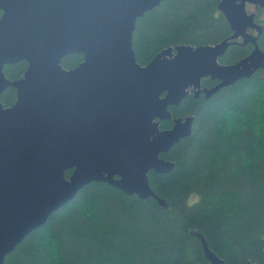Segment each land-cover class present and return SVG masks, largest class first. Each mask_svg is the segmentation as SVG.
I'll return each mask as SVG.
<instances>
[{
    "label": "water",
    "instance_id": "obj_1",
    "mask_svg": "<svg viewBox=\"0 0 264 264\" xmlns=\"http://www.w3.org/2000/svg\"><path fill=\"white\" fill-rule=\"evenodd\" d=\"M163 1L0 0V93L17 89L12 106L0 100V264L92 182L166 206L149 173L174 169L161 155L189 137L195 121L174 117L170 107L191 88L208 99L264 68L258 43L264 25L247 8L264 9V0H221L231 36L171 46L141 65L133 47L136 22ZM235 43L254 48L236 63H221ZM73 53L85 58L67 69L62 59ZM20 61L28 63L24 76L9 80L4 66ZM206 77L218 83L202 87ZM163 120L173 125L162 129ZM197 235L209 261L199 264H227Z\"/></svg>",
    "mask_w": 264,
    "mask_h": 264
},
{
    "label": "trees",
    "instance_id": "obj_2",
    "mask_svg": "<svg viewBox=\"0 0 264 264\" xmlns=\"http://www.w3.org/2000/svg\"><path fill=\"white\" fill-rule=\"evenodd\" d=\"M221 0H164L138 18L133 35L137 61L147 65L178 45L216 44L233 34ZM2 11L0 10V18ZM264 25V9L257 11ZM264 51V30L258 39ZM253 45L235 43L220 57L236 63ZM85 56L62 59L67 69ZM26 61L4 66L11 80L24 76ZM264 68L221 88L211 98L188 94L174 117L194 115L192 134L161 156L175 162L169 173L152 170L158 199L128 195L106 182L86 185L47 222L8 254L4 264H199L208 263L201 233L227 264L264 262ZM204 87L214 84L205 78ZM14 87L0 95L11 106ZM172 120L161 121L170 128ZM73 170H67L70 176ZM196 198V199H194Z\"/></svg>",
    "mask_w": 264,
    "mask_h": 264
},
{
    "label": "flooded vegetation",
    "instance_id": "obj_3",
    "mask_svg": "<svg viewBox=\"0 0 264 264\" xmlns=\"http://www.w3.org/2000/svg\"><path fill=\"white\" fill-rule=\"evenodd\" d=\"M249 4H250V5H253V4H251V3H248L247 6H248ZM258 9H259V8H257L256 11H258ZM256 20H257V19H256ZM248 31L251 32V33H253V34H255V35L257 34V31H256V30L249 29ZM238 40H239V41H242V37H239ZM249 44L253 45L252 43H249ZM247 45H248V44H247ZM253 48H254V45H253ZM262 73H263V72H262ZM6 77H7V76H6ZM7 78H8V77H7ZM206 78H210V77H206ZM8 79H9V78H8ZM204 79H205V78H204ZM211 79H212V78H211ZM9 80H11V79H9ZM11 81H14V80H11ZM212 81H214V84H213L212 86H214V85H216V84L218 83L217 80H213V79H212ZM202 82H203V79H202ZM212 86H211V87H212ZM9 87H14V86H9ZM9 87H8V88H9ZM202 87H204L203 84H202ZM8 88H6V89H8ZM14 88H15V87H14ZM6 89H5V90H6ZM5 90H3V92H4ZM15 90H16V94H17V89L15 88ZM3 92H1L0 95L3 94ZM190 93H193V89H192V88H191V90H190ZM193 94H194V93H193ZM201 95H204V94L202 93ZM201 95H200V96H201ZM200 96H199V97H200ZM16 100H17V99H16ZM2 103H3V102H2ZM3 104H4V103H3ZM4 106H5V107H9V106H6L5 104H4ZM11 106H12V105H11Z\"/></svg>",
    "mask_w": 264,
    "mask_h": 264
},
{
    "label": "rangeland",
    "instance_id": "obj_4",
    "mask_svg": "<svg viewBox=\"0 0 264 264\" xmlns=\"http://www.w3.org/2000/svg\"><path fill=\"white\" fill-rule=\"evenodd\" d=\"M247 8H248V11H249V12H255V11L257 10L256 5H254V4H253V5H250V4H249V5L247 6ZM262 76H264V72L262 73ZM194 199H196V198H194Z\"/></svg>",
    "mask_w": 264,
    "mask_h": 264
}]
</instances>
